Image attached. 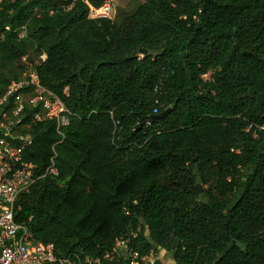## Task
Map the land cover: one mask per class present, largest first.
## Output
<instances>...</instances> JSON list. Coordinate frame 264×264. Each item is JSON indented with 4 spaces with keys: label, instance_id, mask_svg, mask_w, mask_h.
I'll return each mask as SVG.
<instances>
[{
    "label": "trees",
    "instance_id": "obj_1",
    "mask_svg": "<svg viewBox=\"0 0 264 264\" xmlns=\"http://www.w3.org/2000/svg\"><path fill=\"white\" fill-rule=\"evenodd\" d=\"M72 1L0 9V88L34 65L71 112L63 135L35 129L24 159L42 169L55 144L59 175L16 220L73 264L130 263L103 255L131 230L139 260L159 247L174 264H264V0H144L101 23Z\"/></svg>",
    "mask_w": 264,
    "mask_h": 264
},
{
    "label": "built area",
    "instance_id": "obj_2",
    "mask_svg": "<svg viewBox=\"0 0 264 264\" xmlns=\"http://www.w3.org/2000/svg\"><path fill=\"white\" fill-rule=\"evenodd\" d=\"M15 1L0 0V9ZM82 1L88 5V18L96 23L115 19L116 0H105L101 5ZM9 29L6 26V30ZM26 35V27L19 28V38ZM22 61L27 62V57L22 56ZM206 75L209 73L204 75L205 78ZM65 92H68V86ZM70 115L62 98L42 83L34 65L27 66L19 78L0 88V264H73L75 253L58 256L53 243L38 242L27 225L16 220L21 209L18 204L21 196L41 179L59 175L55 144L49 162L42 169L24 159L25 151L34 144L35 129L42 122L54 120L59 135H63V128L70 123ZM146 124L150 125V121L146 120ZM132 236H136L134 230L119 236L112 250L103 257L112 259L127 255L130 262L138 260L154 264L153 252L139 260L138 254L131 251ZM100 260L98 256L85 257L87 264H100Z\"/></svg>",
    "mask_w": 264,
    "mask_h": 264
},
{
    "label": "rangeland",
    "instance_id": "obj_3",
    "mask_svg": "<svg viewBox=\"0 0 264 264\" xmlns=\"http://www.w3.org/2000/svg\"><path fill=\"white\" fill-rule=\"evenodd\" d=\"M143 1L144 0H116V2L118 3V10L115 19L123 20L125 18H128L131 14H133L137 10L138 6ZM139 55L142 56L141 53ZM31 57L35 60V63H38L39 61L42 60L44 54L43 52H39L35 50L32 51ZM8 75H10V73H8ZM206 76L207 78H209L210 74ZM197 185H199L201 191H203L204 189L203 185L200 182ZM153 258L155 259L154 264H174L171 254L159 247L156 250H154ZM124 264H151V263L149 261L139 262L138 260H134L130 263L124 262Z\"/></svg>",
    "mask_w": 264,
    "mask_h": 264
},
{
    "label": "water",
    "instance_id": "obj_4",
    "mask_svg": "<svg viewBox=\"0 0 264 264\" xmlns=\"http://www.w3.org/2000/svg\"><path fill=\"white\" fill-rule=\"evenodd\" d=\"M141 53H142V54H146V53H148V50H147L146 48H142V49H141ZM183 55H184V54H183ZM170 109H171V108L166 109V110H165L164 112H162L161 114L156 115V117H163V116H165V115L170 111ZM197 188H198V191L200 192V191H201V188H200L199 185H197Z\"/></svg>",
    "mask_w": 264,
    "mask_h": 264
}]
</instances>
